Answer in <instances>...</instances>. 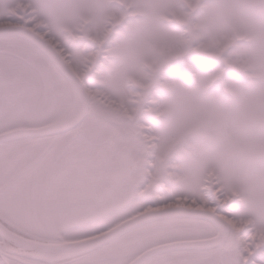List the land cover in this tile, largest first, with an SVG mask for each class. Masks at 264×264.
<instances>
[{
    "label": "snow or ice",
    "instance_id": "snow-or-ice-1",
    "mask_svg": "<svg viewBox=\"0 0 264 264\" xmlns=\"http://www.w3.org/2000/svg\"><path fill=\"white\" fill-rule=\"evenodd\" d=\"M0 264H264V0H0Z\"/></svg>",
    "mask_w": 264,
    "mask_h": 264
}]
</instances>
